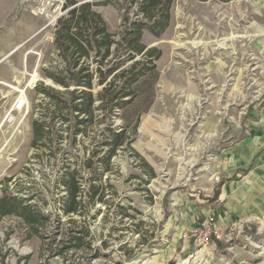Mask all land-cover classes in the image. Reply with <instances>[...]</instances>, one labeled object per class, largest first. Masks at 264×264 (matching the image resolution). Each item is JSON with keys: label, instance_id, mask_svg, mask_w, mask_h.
I'll list each match as a JSON object with an SVG mask.
<instances>
[{"label": "rangeland", "instance_id": "obj_1", "mask_svg": "<svg viewBox=\"0 0 264 264\" xmlns=\"http://www.w3.org/2000/svg\"><path fill=\"white\" fill-rule=\"evenodd\" d=\"M63 2L0 0V44L7 50L0 57V197L11 177L8 192L53 213L52 219L65 194L57 183L64 166L76 168L86 187L95 172L85 162L98 150L94 170L99 171L105 127L97 122L102 118L97 111L89 136L74 140L72 127L56 155L31 146L42 95L27 87L35 81L61 88L43 68L60 60L54 36ZM95 8L117 33L118 6L111 2ZM143 41L162 50L154 101L141 114L153 93L147 83L144 97L107 119L121 127L134 125L140 116L132 146L141 157L120 149L103 179L105 201L83 207L98 213L92 224L95 242L109 244L110 258L97 262L264 264V209L232 219L224 207L226 194L212 201L223 178L236 175L235 181H245L243 145L264 129V0H176L168 30L161 37L146 31ZM21 89H26L31 112L16 129V124L4 125V117ZM260 155L264 147L245 166L254 167ZM148 165L156 172L153 179ZM121 207L131 216L123 217ZM207 215L225 229L224 239L216 245L184 239L183 233ZM43 243L18 215L0 217V264H58Z\"/></svg>", "mask_w": 264, "mask_h": 264}, {"label": "trees", "instance_id": "obj_2", "mask_svg": "<svg viewBox=\"0 0 264 264\" xmlns=\"http://www.w3.org/2000/svg\"><path fill=\"white\" fill-rule=\"evenodd\" d=\"M176 0H64L61 15L55 26L54 47L59 62L43 68L46 77L61 88L40 82L35 90L42 95L36 107L40 117L33 120L31 146L56 155L62 148L67 133L73 127V139L78 135L89 136V128L100 111L105 123L100 145L103 154L99 157L101 167L94 170V151L85 164L95 173L86 187L77 176V169L70 170L68 165L57 183L65 194L61 197V207L55 213H45L30 199L8 192L6 178L4 194L0 197V217L18 215L28 226L30 233L44 240V249L49 257L58 258V264H102L98 260L108 259L109 244L106 240L95 242L96 232L92 226L98 213L90 214L84 210L87 205L105 201L103 179L113 167V159L120 149L135 151L132 146L141 122L140 116L134 125L117 127L111 120L120 115L141 96L142 87L151 83L152 97L148 99L146 112L155 98V85L160 72L157 61L162 50L149 46L143 41L146 31L161 37L170 27L172 7ZM207 1V0H200ZM229 2L231 0H219ZM114 2L121 11V23L117 33L109 25L96 6ZM74 120V125L72 121ZM66 125V126H65ZM56 143V149L53 143ZM138 156L141 155L135 151ZM150 179L156 177L151 165ZM251 164L243 172L251 171ZM101 169V170H100ZM236 175L223 178L221 186ZM110 186L114 188V185ZM218 187L212 201L221 194ZM99 211V210H98ZM123 217L131 216L121 207ZM65 218V219H64ZM202 221V220H201ZM44 234L42 231L48 230ZM125 249V246H121ZM27 258V257H26ZM106 264L110 261H107ZM115 264H120L115 262Z\"/></svg>", "mask_w": 264, "mask_h": 264}, {"label": "crops", "instance_id": "obj_3", "mask_svg": "<svg viewBox=\"0 0 264 264\" xmlns=\"http://www.w3.org/2000/svg\"><path fill=\"white\" fill-rule=\"evenodd\" d=\"M0 44V57H2L7 50ZM1 73V71H0ZM3 79H7L4 77ZM4 125H7L6 123ZM1 130V128H0ZM253 132V131H252ZM247 142V141H246ZM264 147V129L255 133V138L243 145V168L246 163L262 150ZM242 157V153H239ZM257 164L253 167L249 174L245 176V181L241 183L238 181H228L223 188V193L227 196V202L224 207L229 209L232 214V219H241L244 213H250L257 210L264 209V155L257 158ZM237 184L240 186L237 188ZM260 196V197H259ZM251 200V201H249ZM259 203V204H258Z\"/></svg>", "mask_w": 264, "mask_h": 264}, {"label": "built area", "instance_id": "obj_4", "mask_svg": "<svg viewBox=\"0 0 264 264\" xmlns=\"http://www.w3.org/2000/svg\"><path fill=\"white\" fill-rule=\"evenodd\" d=\"M35 75H38V73H35ZM39 83L33 81L31 87H27V90L30 88L35 91ZM19 92V95L4 117V123L9 125L16 124V129L31 112L30 100L26 89H21ZM182 236L184 239L193 240L196 243L210 244L212 242L216 245V241L224 239L225 229L220 224H217L213 215H207L205 219L199 221L196 227L185 231Z\"/></svg>", "mask_w": 264, "mask_h": 264}]
</instances>
